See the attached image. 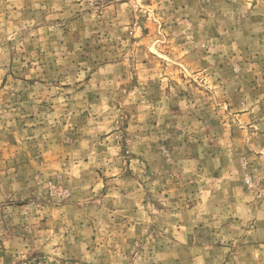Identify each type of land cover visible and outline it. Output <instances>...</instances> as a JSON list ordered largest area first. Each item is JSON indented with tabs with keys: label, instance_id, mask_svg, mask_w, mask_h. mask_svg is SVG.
Returning a JSON list of instances; mask_svg holds the SVG:
<instances>
[{
	"label": "rangeland",
	"instance_id": "1",
	"mask_svg": "<svg viewBox=\"0 0 264 264\" xmlns=\"http://www.w3.org/2000/svg\"><path fill=\"white\" fill-rule=\"evenodd\" d=\"M0 264H264V0H0Z\"/></svg>",
	"mask_w": 264,
	"mask_h": 264
},
{
	"label": "crops",
	"instance_id": "2",
	"mask_svg": "<svg viewBox=\"0 0 264 264\" xmlns=\"http://www.w3.org/2000/svg\"><path fill=\"white\" fill-rule=\"evenodd\" d=\"M257 231H258V229L256 231H254V232H257Z\"/></svg>",
	"mask_w": 264,
	"mask_h": 264
}]
</instances>
